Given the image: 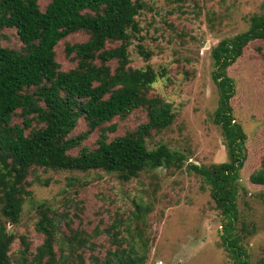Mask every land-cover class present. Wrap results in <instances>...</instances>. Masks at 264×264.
<instances>
[{
  "label": "trees",
  "instance_id": "16d2710c",
  "mask_svg": "<svg viewBox=\"0 0 264 264\" xmlns=\"http://www.w3.org/2000/svg\"><path fill=\"white\" fill-rule=\"evenodd\" d=\"M147 7L144 0H0V264H86L88 251L92 264H146L150 242L142 231L129 239L131 225L116 214L106 245L94 242L102 231L90 234L73 218L65 221L72 200L63 208L36 207L41 242L35 249L28 231L17 227L40 172L102 171L130 182L188 161L167 143L151 148L177 113L155 88L167 70L132 65L133 40H143L138 17ZM77 36L83 40H73ZM257 40L264 41V12L251 17L248 31L212 49L219 90L213 120L229 160L188 164L210 187L232 264H264L253 261L248 244L257 229L239 210V197L248 192L241 177L248 136L234 115L236 87L227 72ZM137 47L149 61L151 52ZM250 181L264 186V157ZM137 210L141 220L150 208L137 204Z\"/></svg>",
  "mask_w": 264,
  "mask_h": 264
},
{
  "label": "rangeland",
  "instance_id": "374dc122",
  "mask_svg": "<svg viewBox=\"0 0 264 264\" xmlns=\"http://www.w3.org/2000/svg\"><path fill=\"white\" fill-rule=\"evenodd\" d=\"M144 1L150 9L138 17L142 29L138 36L143 40H133L132 65L167 70L155 88L177 113L170 129L155 139L151 148L167 143L172 150L184 152L188 161L181 169L162 167L130 182L102 171L40 172L17 228L28 231L35 249L41 242L34 227L36 207L49 202L63 208L64 200H72L65 221L73 218L75 226L90 234L102 231L94 242L106 245L105 230L116 214L131 225L129 239L138 238L142 231L150 242L146 264H232L222 245V215L210 187L188 169V164L229 160L222 130L213 120L219 90L213 79L211 51L222 39L248 31L251 17L264 12V0ZM138 42L151 52L149 61L138 52ZM70 66L65 63V67ZM227 72L236 87L231 101L234 115L248 136V157L241 171L248 192L239 197V210L256 226L248 249L258 263L264 259V197L260 195L264 186L251 183L250 175L264 157V41L251 42ZM94 144L92 138L89 145ZM137 204L150 208L141 220L135 218ZM91 254L87 252L86 264H92Z\"/></svg>",
  "mask_w": 264,
  "mask_h": 264
}]
</instances>
